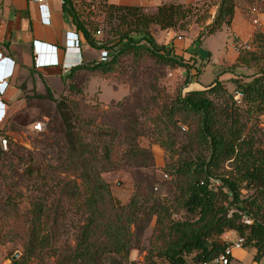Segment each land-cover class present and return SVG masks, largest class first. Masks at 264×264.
Segmentation results:
<instances>
[{"label":"trees","instance_id":"obj_1","mask_svg":"<svg viewBox=\"0 0 264 264\" xmlns=\"http://www.w3.org/2000/svg\"><path fill=\"white\" fill-rule=\"evenodd\" d=\"M244 1L252 21L258 17L252 12L254 8L264 13V0ZM100 3L103 21L85 14L73 0H63V10L72 25L91 47L107 49L110 59H94L72 68L65 76V93L59 98L50 88L45 94L35 93L41 102L34 103L56 105L49 132L43 135L56 147L57 162L44 165L31 158L25 163L26 170L29 175H56L58 182L53 193L34 199L26 219L24 256L11 264H27L45 250L55 251V264H138L131 260V254L141 251L142 237L154 216L157 222L152 237L160 243L155 249L171 264H187L186 258L193 254L194 264L221 255L227 247L221 238L227 232H234L243 240V248L255 250L254 260H260L264 256V148L246 132L249 123L264 114V30L257 29L251 39L255 51L238 48V62L258 67L252 79L234 80L240 103L234 99L235 93L223 88L219 78L207 88L161 100L160 74L164 75L168 67L189 72V66L172 49L158 47L150 29L156 25L162 30L187 31L199 10L198 2L162 3L154 10L107 0ZM210 3L218 5L217 14L195 41L230 25L238 6L237 0ZM103 24L108 37L97 39L95 34L102 33ZM112 73L134 79L139 90L108 110L111 115L119 113L118 119L96 124L100 109L89 108L70 95L80 94L90 77L107 78ZM136 96L147 98V105L133 106L132 99H139ZM142 137L177 154L170 169L179 203L195 218L173 220L170 208L155 198V176L140 170L153 164L152 151L139 145ZM18 148L11 141L8 151L0 149V153ZM231 160L234 164L225 169L224 164ZM124 167L131 169L135 179V193L127 204L114 199L110 183L103 177L105 172ZM69 207L82 212L83 222L75 245L57 249L58 231ZM4 212L8 221L20 214L13 205L5 206ZM144 264L156 263L145 260Z\"/></svg>","mask_w":264,"mask_h":264},{"label":"rangeland","instance_id":"obj_2","mask_svg":"<svg viewBox=\"0 0 264 264\" xmlns=\"http://www.w3.org/2000/svg\"><path fill=\"white\" fill-rule=\"evenodd\" d=\"M73 1L85 14H91L98 21L104 20V13L100 8L101 0ZM160 1L163 3L184 4L198 1L199 8L192 23L188 26V30L175 31L174 38L168 40L169 32L160 29L156 25L150 29L158 47H165V50L172 49L174 54L183 57L186 65L189 66V72H187L186 68L182 67H168L164 75L160 74L159 83L160 90H162V95H160L162 97L160 99L162 100L163 97L166 98L167 96L175 98L179 93L185 95L191 90L207 88L219 78L223 88L229 94L235 93L234 99L237 103H240V95L235 92L236 85L234 80L248 81L252 79L256 75L258 67L238 62V49L234 46L235 33L231 30L230 25H224L218 32L204 36L200 41H195L200 32L213 22L217 14L218 5L211 4L210 2L215 1L218 4L219 0ZM237 2L238 7L244 13H247L246 10L249 8V5L244 0H237ZM252 24L254 25L253 22ZM101 29L103 31L97 39H106L108 36L105 33L104 24L101 26ZM177 38H182L180 40L183 41L182 44L185 41L190 42L187 49H178V54L173 42ZM166 41H170V44H164ZM247 43L251 44V51H255V44L252 41H248ZM200 49L208 52L207 59H202L196 54ZM187 78L189 79L188 84L186 83ZM137 87L134 79L131 80L122 74L112 73L107 78L100 76L90 77L82 86L80 94H71L70 96L75 101L85 104L89 108L98 107L100 115L97 116L96 124L106 125L105 123L116 120L120 116L119 113L111 115L108 110L113 104L125 101L127 97L136 93L139 90ZM145 93L143 92L142 94ZM220 94L224 93L221 92ZM211 96L216 101L220 100L216 95ZM136 97L139 99H132L133 106L134 104L136 106L147 105L144 100L147 98L142 96ZM106 112H108V115ZM55 114L56 105L54 103L27 104L25 109L21 110L18 120H9L0 128V134L7 137L9 143L12 141L19 145L18 149H14L8 154L0 153V264H11L12 261L24 256L25 243L28 241L26 219L32 208L33 201L35 198L43 197L45 193H53V190L55 191L57 188L58 176L49 173L41 174L39 172L29 175L26 170L28 167L25 165L26 161L31 158L34 161L36 159V162H41L44 165H52L57 162L56 147L53 143H49L43 135V133L49 132L50 120ZM36 121L44 123L45 129L43 131L37 132L33 130V123ZM181 126L182 129H185V126ZM246 133L248 137L254 138L258 146L264 148V114L260 115L258 120H253L249 123ZM139 145L152 151L153 164L150 168H140V170L146 175L155 176L156 183L153 189L155 198H158L162 205L170 208L171 219L182 221L195 218V215L191 214L186 208L181 207L179 203V191L175 186L174 173L170 169V166L176 163L177 154L166 151L159 144L153 143L148 137L140 138ZM1 160L5 161L4 165L1 164ZM233 164L232 160L227 161L224 164L225 169H230ZM103 177L110 183L114 199L122 204L129 203L135 193V179L131 169L124 167L105 172ZM118 182L121 184L118 185ZM215 184L218 185L217 182ZM244 193H248V191L244 190ZM50 201H52L51 198ZM7 205L16 206L20 213L19 216L9 219L10 221L4 218V207ZM81 213H77L76 209L72 207L67 209V217L61 222L58 231L59 240L56 244L57 249H67L75 245V235L78 233L79 226L83 222ZM156 222L157 218L154 216L142 237L141 251H135L138 253L139 259H143L144 261L147 260L156 264H171L164 257L160 256V250L155 249V247H160V243L156 241V238L152 237ZM227 233L228 235L225 238L223 237L224 235L221 238L226 243L227 241L234 240L235 236L237 237L234 232L235 236L233 234L230 236L229 232ZM151 250L153 251L152 253ZM17 253L19 257L13 259ZM54 253V250L37 252L38 255L32 256L27 261V264H55ZM253 254V249H237L234 251L231 264H253ZM193 255L186 258L187 264H194L192 260ZM255 262L264 264V257Z\"/></svg>","mask_w":264,"mask_h":264},{"label":"crops","instance_id":"obj_3","mask_svg":"<svg viewBox=\"0 0 264 264\" xmlns=\"http://www.w3.org/2000/svg\"><path fill=\"white\" fill-rule=\"evenodd\" d=\"M44 1L50 9L51 22L49 24L45 23L36 0H0V62H5L7 59L13 63L11 76L4 78L7 80V85L1 95V100L6 113L0 122V128L9 120H18L21 110L25 109L29 102H41L36 99L35 93L45 94L46 89L50 88L55 98H59L65 93V76L70 70L100 57L101 50L91 47L81 32L72 25L70 18L63 10V0ZM107 1L115 4L142 5L149 10H154L163 3L160 0ZM193 2L198 1L189 3ZM251 20L247 13H244L238 6L236 7L230 28L242 42L251 41L257 29L264 30V13L258 14V25H253ZM167 31L169 32L168 40L174 38L175 31L172 29ZM69 32L79 34L80 53L66 51V36ZM180 40L182 38L173 40L177 54L178 49H187L190 45L189 41L182 44L183 41ZM37 42L56 46L60 63L36 67L34 44ZM164 44H170V41ZM231 234L234 235L233 232H229L230 236ZM226 235L228 233L223 237L225 238ZM237 239L238 237L235 236V239L231 241ZM131 260L144 264V260L139 259L136 251L132 252ZM253 264L258 263L254 260Z\"/></svg>","mask_w":264,"mask_h":264},{"label":"built area","instance_id":"obj_4","mask_svg":"<svg viewBox=\"0 0 264 264\" xmlns=\"http://www.w3.org/2000/svg\"><path fill=\"white\" fill-rule=\"evenodd\" d=\"M36 1L39 4L40 13L44 16L45 23L49 24L51 22L49 6L45 3L44 0H36ZM252 12L257 16L259 14L255 8L252 10ZM253 23L255 25L259 24L257 18L254 19ZM100 34L101 31H97L95 37L97 38ZM65 44H66L65 45L66 51H74V53L76 52L80 53L81 39L78 33L76 32L67 33ZM234 46L236 49L238 48L250 49L251 47L247 42L240 41L237 36L234 37ZM34 49L36 55V59H35L36 67H42L45 65H57L60 63L56 46L53 47L45 43L37 42L34 44ZM42 51L44 53H42ZM99 59L102 61H106L110 59L109 51L107 49H102L100 51ZM12 64L13 63H11V61L7 59L5 60V62H0V122L6 113L4 108V103L1 100V95L4 92L5 87L7 85V80H4V78H8L9 76H11L13 70ZM44 129H45V125L41 121H37L33 124L34 131H43ZM8 148H9V139L0 134V149L8 150ZM242 248H243L242 239H237L236 241H227V247L224 253L214 257L208 262H204L203 264H230L231 263L230 257L233 256L234 251Z\"/></svg>","mask_w":264,"mask_h":264},{"label":"water","instance_id":"obj_5","mask_svg":"<svg viewBox=\"0 0 264 264\" xmlns=\"http://www.w3.org/2000/svg\"><path fill=\"white\" fill-rule=\"evenodd\" d=\"M198 53H199V55H200V57H201L202 59H207V58H208V52L205 51L204 49H200ZM117 184L120 185L121 183L118 182ZM18 257H19V254L17 253V254L13 257V259H17Z\"/></svg>","mask_w":264,"mask_h":264}]
</instances>
